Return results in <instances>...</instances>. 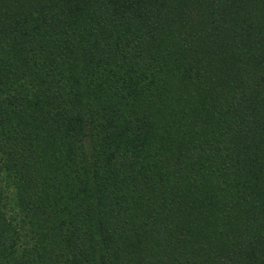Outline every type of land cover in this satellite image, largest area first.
I'll use <instances>...</instances> for the list:
<instances>
[{"label":"trees","instance_id":"trees-1","mask_svg":"<svg viewBox=\"0 0 264 264\" xmlns=\"http://www.w3.org/2000/svg\"><path fill=\"white\" fill-rule=\"evenodd\" d=\"M1 172L0 264H264V0H0Z\"/></svg>","mask_w":264,"mask_h":264},{"label":"rangeland","instance_id":"rangeland-1","mask_svg":"<svg viewBox=\"0 0 264 264\" xmlns=\"http://www.w3.org/2000/svg\"><path fill=\"white\" fill-rule=\"evenodd\" d=\"M0 185L3 189V195L4 199L2 202V208L5 212L6 216L15 224V225H21V214L18 209L16 195H15V189L13 187L12 182L7 177L5 172L0 173ZM21 232V230H20ZM24 233V231H23ZM22 243H25L26 237H22L21 239Z\"/></svg>","mask_w":264,"mask_h":264}]
</instances>
